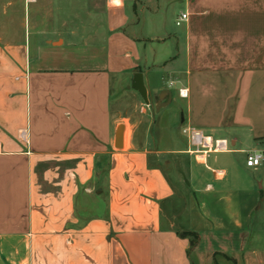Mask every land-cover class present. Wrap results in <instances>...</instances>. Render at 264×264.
<instances>
[{
  "label": "crops",
  "instance_id": "obj_1",
  "mask_svg": "<svg viewBox=\"0 0 264 264\" xmlns=\"http://www.w3.org/2000/svg\"><path fill=\"white\" fill-rule=\"evenodd\" d=\"M0 264H264V0H0Z\"/></svg>",
  "mask_w": 264,
  "mask_h": 264
},
{
  "label": "built area",
  "instance_id": "obj_2",
  "mask_svg": "<svg viewBox=\"0 0 264 264\" xmlns=\"http://www.w3.org/2000/svg\"><path fill=\"white\" fill-rule=\"evenodd\" d=\"M186 15L184 13H179L175 25L178 26L184 19ZM182 133L186 136L187 141L191 147H193V152H202L204 150H224L225 145L223 141H213L210 142L208 137L203 136L199 131L194 129H182ZM261 161V154L258 152H249L245 157V165L247 167L258 166Z\"/></svg>",
  "mask_w": 264,
  "mask_h": 264
},
{
  "label": "water",
  "instance_id": "obj_3",
  "mask_svg": "<svg viewBox=\"0 0 264 264\" xmlns=\"http://www.w3.org/2000/svg\"><path fill=\"white\" fill-rule=\"evenodd\" d=\"M128 88L132 89L133 91H136L138 95L140 96L143 104L148 105L146 90L142 84L141 75L139 73H136L132 76V79L130 81ZM121 132H122V128L118 127L116 129L115 137H114V147L115 148H120Z\"/></svg>",
  "mask_w": 264,
  "mask_h": 264
},
{
  "label": "rangeland",
  "instance_id": "obj_4",
  "mask_svg": "<svg viewBox=\"0 0 264 264\" xmlns=\"http://www.w3.org/2000/svg\"><path fill=\"white\" fill-rule=\"evenodd\" d=\"M114 91L116 92L117 90L114 89ZM120 93L123 94L124 92L120 91ZM140 109H145V112H139ZM135 111H136L137 119H141L143 122L148 120L154 122V114H155L154 106L152 105L149 99H148V105H144L143 102H140V105L136 104Z\"/></svg>",
  "mask_w": 264,
  "mask_h": 264
},
{
  "label": "snow or ice",
  "instance_id": "obj_5",
  "mask_svg": "<svg viewBox=\"0 0 264 264\" xmlns=\"http://www.w3.org/2000/svg\"><path fill=\"white\" fill-rule=\"evenodd\" d=\"M116 2H118V0H116Z\"/></svg>",
  "mask_w": 264,
  "mask_h": 264
},
{
  "label": "clouds",
  "instance_id": "obj_6",
  "mask_svg": "<svg viewBox=\"0 0 264 264\" xmlns=\"http://www.w3.org/2000/svg\"><path fill=\"white\" fill-rule=\"evenodd\" d=\"M118 2H119V0H118Z\"/></svg>",
  "mask_w": 264,
  "mask_h": 264
}]
</instances>
